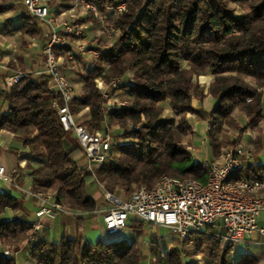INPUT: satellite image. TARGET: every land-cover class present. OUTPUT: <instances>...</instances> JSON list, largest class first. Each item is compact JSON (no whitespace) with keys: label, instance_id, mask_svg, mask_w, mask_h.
Returning a JSON list of instances; mask_svg holds the SVG:
<instances>
[{"label":"trees","instance_id":"1","mask_svg":"<svg viewBox=\"0 0 264 264\" xmlns=\"http://www.w3.org/2000/svg\"><path fill=\"white\" fill-rule=\"evenodd\" d=\"M105 9L122 1L126 8L114 20L118 33L113 44L100 50V55L85 76L81 95L69 102L73 114L88 111L84 121L90 132L105 125L134 127L133 138L116 141L110 156L91 169L79 165L83 149L74 131H66L55 105L63 100L49 88V76H22L7 90L6 76H0V99L8 103L7 113H0V131L13 134L27 150L24 169L28 172L33 192H51L56 201L93 214L97 209L89 186L95 180L109 191L130 193L134 186L151 189L163 175L179 179L207 180L203 162L189 163L192 157L179 137L190 126L185 114L194 112L207 122L206 139L213 156L226 145L220 135L226 128L244 132L264 122V0H93ZM248 4V12L237 14L236 6ZM24 28L30 35L38 33L37 18L23 14ZM69 51L68 47L57 49ZM209 69L213 78L209 93L215 100L210 111L194 109L193 98H205L195 77ZM133 72V82L123 85L128 107L106 111L105 103L93 77L105 83ZM178 114L163 118L166 107ZM236 113L245 118L240 126ZM254 162H245L242 171L230 180L243 176L253 180L264 174L260 162L264 129L258 127ZM44 162L33 164L39 157ZM19 169H17L18 171ZM241 173L243 176H241ZM22 206L13 196L0 192V242L24 247L35 264H199L186 256L205 255L210 264H233L231 242L216 236L191 233L167 253H162L154 237L150 258L140 256L137 243L121 239L95 243L62 237L53 241L46 232L37 243L26 248V237L33 223L26 215L18 216ZM12 214L7 217L6 213ZM143 220L135 218L132 227L141 229ZM193 243L197 251L185 253L184 245ZM227 244V245H225ZM165 249V248H164ZM250 252H242L235 264H257ZM0 264H17L13 257L0 256Z\"/></svg>","mask_w":264,"mask_h":264},{"label":"built area","instance_id":"2","mask_svg":"<svg viewBox=\"0 0 264 264\" xmlns=\"http://www.w3.org/2000/svg\"><path fill=\"white\" fill-rule=\"evenodd\" d=\"M22 3L31 17L47 25L48 42L44 50L46 66L41 75L50 77L49 88L63 100V104H56L55 108L63 129L74 131L83 149L79 165L91 169L93 163H103L108 159L116 142V134L114 129L106 126L90 132L85 120H80L77 114L72 113L69 102L79 96V93L72 79L74 66L68 63L83 56L91 65L99 57L100 49L93 39H89L78 15L63 16L57 21L45 0H22ZM74 3L91 13L102 24L117 18L127 5L122 1L114 7H108L112 10L109 17L93 0H74ZM64 14L65 12H61V16ZM117 33L118 29L114 25L106 27L105 35L108 39H115ZM61 47H68L69 51L58 52L57 49ZM66 69L71 71V75L66 73ZM22 76L25 74L7 77V88L10 89ZM94 81L102 95L106 111L128 107V102L124 99L127 92L123 85L132 83L133 79L121 76L105 83L100 77H94ZM118 129L119 134L127 132ZM245 155L246 147L241 143L226 149L219 160L203 162L208 171L205 183L191 178L179 179L163 175L155 187L148 189L141 185L126 195L117 190L109 191L103 183L95 180L94 183L101 189L105 201L102 217L106 234L113 236L123 231L130 217L134 216L146 223L170 229L179 240L191 233L216 236L233 244H247L256 233L264 237V174L250 180L241 173V179L230 180L235 173L243 170L248 161ZM199 161L194 159V163ZM26 162L27 160L23 161V164ZM249 162L252 163L251 160ZM13 179L6 167L0 164V180L11 184ZM30 194L39 201L35 218L31 220L33 226L29 236L30 245L40 239L43 227L41 217L54 218L58 213H83L56 201L51 192H33L30 189ZM10 255L8 250L0 252V256Z\"/></svg>","mask_w":264,"mask_h":264},{"label":"crops","instance_id":"3","mask_svg":"<svg viewBox=\"0 0 264 264\" xmlns=\"http://www.w3.org/2000/svg\"><path fill=\"white\" fill-rule=\"evenodd\" d=\"M45 2L50 8V12L56 16L57 21L63 16H69L71 14L78 15L86 34L90 39L96 37V44L98 47L100 46V49L107 48L109 44H111L105 43V38L101 35L94 34L96 30V25L93 22L95 17L81 11L80 8L75 5L74 0H45ZM102 10L111 17L112 10L110 8L107 7ZM61 12H65V14L61 16ZM25 13L28 14L22 0H0V76L2 77L6 76L7 78L9 76L23 73L26 76L32 75L34 79H39L41 73L45 70L46 64L44 60V50L48 42V37L46 36V30L48 29L47 25L37 20L36 28L38 29V33L34 35L28 34L24 28L23 14ZM98 22L101 23L100 20H98ZM97 26L99 27V25ZM98 43H102V45H99ZM76 62L79 63L80 67L87 63L83 56H78L74 61H71L70 64ZM66 73L70 75L71 71L66 69ZM0 87H3L2 78L0 79ZM7 90L9 91L10 89L7 88ZM209 100L212 101L211 108H213L215 100L211 99L209 96L201 102L198 100L192 101V105L195 109H201L205 106V101L207 102ZM8 108V103L0 99V113H7ZM165 112L173 111L167 106ZM77 117L86 120L88 118V112L83 111L82 113L77 114ZM193 121L198 122V119H192V123L190 122L192 127H194ZM205 123L207 129V122ZM12 142H14L15 145L23 147L21 142L14 139L12 133L1 130L0 150H3L5 154H2L1 152L0 164L6 167L7 173L11 174L14 179L11 184L0 180V192L16 198L18 203L22 206V210H20L17 215H26L28 219L31 220L30 217L33 216L34 218V212L38 209L39 201L30 194V190L27 192L25 188V185L28 184L32 189L31 179L28 172L24 169L25 164H23V161L28 160L29 157L27 156V150L24 147L23 149L25 152L11 148ZM207 157L208 158L201 162H206L215 158L211 150ZM45 160L46 157L41 156L36 161H33V164L37 165L39 162H44ZM263 161L264 152H262L260 159V162ZM15 169L19 170L14 172ZM89 193L97 204V209L93 214L81 213L79 215H72L58 213L54 218L41 217V223L43 225L41 235L47 232L50 238L55 242H59L64 236L72 239H82L92 243L97 241L111 242L121 239L133 240L137 243L140 256L144 259L150 258V242L154 237L157 239L156 241L163 253L168 251L170 246L173 245V236L175 235L170 229L146 222H143L141 229H135L132 227V221L136 218L134 216L130 217L126 229L113 236H108L106 234L102 217V209L105 203L103 193L96 183H92L89 186ZM118 193L123 194V191L119 190ZM6 215L7 217H10L12 214L7 212ZM161 231H168L170 235H172V238L161 240ZM241 245H244L245 248L249 247V251L243 250L242 252H250L257 258V264H264L263 236L257 233L253 234L249 243L240 244V246ZM0 252L2 253L3 251ZM242 252L232 254L233 264H235V261L240 257ZM16 253L17 254L14 257L18 263L23 262V260L28 257V253L24 247H21ZM201 256L205 257V264H210V261L204 254L191 258L197 259L201 258ZM193 259L186 260L191 261Z\"/></svg>","mask_w":264,"mask_h":264},{"label":"rangeland","instance_id":"4","mask_svg":"<svg viewBox=\"0 0 264 264\" xmlns=\"http://www.w3.org/2000/svg\"><path fill=\"white\" fill-rule=\"evenodd\" d=\"M236 7H237L236 8L237 14L241 15V14H245V13L248 12V4H246L244 2H242L239 5H237ZM80 10L85 12V13H88V14L92 15L91 13L87 12L84 9L80 8ZM115 19L112 18V19H110L111 21L108 20L104 24L99 23L97 18H94V21H93L94 24L96 25V27H95L96 30H95L94 34H96V35L99 34L102 37H104L105 38V43H111V44H109L108 47H110L113 44L114 39L111 40V39L107 38V36L105 35L106 27L108 25H114L113 23H114ZM97 25H99V27ZM95 39H96V37L93 39L95 41V43H96ZM101 41H103V40H101ZM98 44L102 45V43H98ZM85 62H87V60H85ZM68 64H70V63H68ZM70 65L74 66V69L72 71V74H74V75L72 76V79L74 80V82L76 84V90L78 91L79 95H81L83 93V91H84V87L86 86V81H85L84 77L87 76L88 73H89L88 72L89 71V63L87 62V63L83 64L82 67H80L78 62L70 64ZM204 74H205V76H204ZM123 76H125L126 79H133V72L132 71H127ZM212 78H213V76L210 73L209 69H206L203 72V74L195 77V79H194V83L199 84L200 87L202 88L203 93L205 95V98L209 96L211 99H214L212 97V95L209 93V85H210V82H211ZM93 82L95 84L94 77H93ZM262 94H263V100H264V88L262 89ZM205 98H203L202 101H204ZM194 100H198V99L193 98L192 101H194ZM198 101L201 102L200 100H198ZM211 106H212V101L211 100H209L207 102L205 101V106L203 108H201V109L210 111L212 109ZM84 111H87V110H84ZM174 113L173 112H165L164 111L163 112V118H175L176 121L179 122L180 118H179L178 114H176V113L174 114ZM235 116L237 117V120H238L240 126H243L245 124V118L242 115H240L239 113H236ZM184 117H185L186 121L188 122V124L190 126V130L187 132V134L180 136L179 140L182 142V144H184V146L187 148V151L190 153V155L192 157L191 161H188V164L191 163V162L194 163V159L203 161L204 159L208 158L207 156L210 153V148H209V145H208V142H207V139H206V131H207L206 123H205V121L200 120L198 115L196 113H194V112H188L187 114H185ZM79 119L80 120H84L82 118H79ZM192 119L193 120L198 119V122L193 121L195 129L190 124V122L192 123ZM258 127H263V129H264V122H260L259 126H257V128H248L244 132H241L240 130H237V129H234V128H226V130L219 136L220 140L223 141L226 145L221 149V153L218 156H215L214 159H210L209 161L219 160V158L221 157V154L226 149L231 148V147H235L238 144L242 143L246 147L245 158L248 159L247 162H249V160H251L252 163H253V161H254V150L256 149V140H257V136H258V130H257ZM118 128H121V127H113L111 129V130L114 129V134H116V141L121 140V141H125L126 142V141H129L130 139L133 138L134 130H135L134 127L121 128L122 132L123 131H127L124 134H119L120 130ZM11 148L19 149L20 151H24L25 152L23 147H20V145L19 146L15 145L14 142H12ZM1 152H2V154H5V152L3 150H0V154H1ZM262 152H264V143H263V147H262ZM209 161H206V162H209ZM138 187L139 186H134L130 193L124 192L123 190L122 191H123L124 194L129 195L134 190H136ZM25 188H26V191L28 192L31 189V186L26 184ZM115 191H116V189H115ZM115 191H112V192H115ZM118 191L119 190H117V192ZM263 194H264V191H263ZM30 218H31V220H33L35 218V212H34V218H33V216L30 217ZM216 230L218 231L219 228L217 227ZM31 232H32V230L29 232L28 236L26 237V241H25L26 245H27L26 248H28V246L30 245L29 236H30ZM160 234H161V240H165V239L168 240V239L172 238V235H170V233L168 231H161ZM173 237H174L173 245L179 244L180 240L178 238H175V236H173ZM225 245H227V244H225ZM243 247H244V245L240 246V244H233V243L230 244V246H229L230 251L229 252H230L231 261H233L232 254L241 253L243 250L249 251V247H247V248H245V247L243 248ZM20 248L21 247L17 248V246L14 245V243H9L8 244V243H1L0 242V251H6V250L10 251L11 255L9 257H13L14 259H15L14 256L17 254L16 251L19 250ZM183 248L185 250V253H194V251H197V248H196L195 244H193V243L186 244V245L183 246ZM165 253H167V251ZM199 253L205 255V253H207L206 246H204L203 249L201 250V252H199ZM198 255H200V254H198ZM196 256H186V259H193L191 257H196ZM207 259H208V257H207ZM191 261L197 262L199 264H205L206 263L205 257H203V256H201V258L193 259ZM147 262H148V259L145 261V263H147ZM16 263L17 264H35V262H33L29 258V256L26 257L23 260V262L18 263L16 261Z\"/></svg>","mask_w":264,"mask_h":264}]
</instances>
